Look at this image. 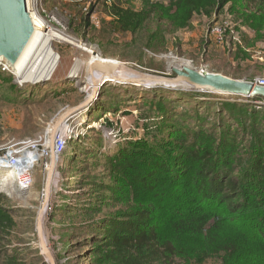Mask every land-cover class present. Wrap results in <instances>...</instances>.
Returning a JSON list of instances; mask_svg holds the SVG:
<instances>
[{
	"label": "trees",
	"instance_id": "trees-1",
	"mask_svg": "<svg viewBox=\"0 0 264 264\" xmlns=\"http://www.w3.org/2000/svg\"><path fill=\"white\" fill-rule=\"evenodd\" d=\"M229 3L232 12L247 19L259 36L263 34L264 0L147 2L142 12H120L124 32L132 34L122 55L136 48L145 53L166 47L161 34L165 29L187 28L202 10L218 14ZM154 25L162 26L156 31ZM110 86L102 87L90 116L104 104V94L112 93ZM116 87L123 88L116 92L119 102L130 98L145 102L159 120L152 139L127 141L114 151L108 162L113 179L91 184L89 205H65V210L77 209L66 214L75 217H95L100 205L117 208L81 226V231L94 233H78L87 236L79 244L85 246L84 257L89 256L91 264H203L209 259H220V264H264L263 105L208 100L202 96H226L196 90L142 89L120 83L111 88ZM183 100L189 102L187 108ZM109 107L116 111L118 104ZM180 107L183 112H176ZM7 202L0 194V264L42 261L38 252L28 259L19 248L9 249L6 236L18 222Z\"/></svg>",
	"mask_w": 264,
	"mask_h": 264
},
{
	"label": "rangeland",
	"instance_id": "rangeland-1",
	"mask_svg": "<svg viewBox=\"0 0 264 264\" xmlns=\"http://www.w3.org/2000/svg\"><path fill=\"white\" fill-rule=\"evenodd\" d=\"M147 2L169 5L170 0H31L36 16L52 32V47L58 57L52 79L38 84L23 83L5 62H0V154L27 149L38 155L29 172L0 173V194L7 197V206L15 210L18 222V227L6 237L11 244L9 249L19 248L28 259L40 253L43 260L36 259L34 264H49L41 251L38 233L42 211L44 235L56 263L91 264L89 256L84 257L85 246L79 244L94 233L81 231V226L117 208L100 205L95 217H75L66 214L77 209L68 211L65 205L78 208L89 205L91 184H107L113 179L109 158L114 151L127 141L152 139L155 135L159 118L155 112L149 113V104L134 98L119 102L116 92L123 88L116 87L114 91L111 87L117 83L108 81L104 84H111L108 90L112 93L104 94V104L93 117L88 111L94 103L68 118L59 128L63 130L57 132L55 141L59 136L67 140L62 152L54 150L53 161V128L67 111L79 106L93 92V85L87 79L88 66L93 60H115L132 72L175 76L174 68L188 67L237 80L264 79V29L259 36L258 29L247 19L231 11L230 3L218 14L209 15L202 10L194 15L187 28L165 29L161 34L166 47L157 46L156 51L145 49V53L136 48L128 50L123 57L122 51L132 34L124 32L120 12H142ZM131 25L125 23L126 27ZM161 26L154 25L156 31ZM216 27L222 29L221 36L213 31ZM140 58L143 60L139 61ZM75 68L78 76L68 78ZM130 90L137 91L134 87ZM212 94L226 97L202 98L264 107V100L250 99L253 97ZM182 103L185 108L189 106L186 100ZM116 104V111L111 110L109 105ZM183 107L176 112H183ZM76 143L77 149H73ZM81 180L84 181L80 183ZM72 227L76 228L71 230ZM220 263V259H209L203 264Z\"/></svg>",
	"mask_w": 264,
	"mask_h": 264
},
{
	"label": "water",
	"instance_id": "water-1",
	"mask_svg": "<svg viewBox=\"0 0 264 264\" xmlns=\"http://www.w3.org/2000/svg\"><path fill=\"white\" fill-rule=\"evenodd\" d=\"M29 1L31 2V0H0V62L4 61L12 69H17L32 54L40 33L46 30L45 25L31 12ZM30 5L33 8V4ZM173 72L175 76L132 72L115 60H93L88 66L87 73V79L88 81L90 79L89 82L93 85V92L79 106L67 111L53 128L51 136L53 161L55 138L57 132L61 131L60 122L63 118L67 120L92 103L98 97L104 83L108 81L116 80L118 83H131L152 88L191 89L248 98L264 97V86L252 81L237 80L218 73L200 72L188 67L174 68ZM42 219L40 212L38 233L41 251L49 264H57L47 244Z\"/></svg>",
	"mask_w": 264,
	"mask_h": 264
},
{
	"label": "bare ground",
	"instance_id": "bare-ground-1",
	"mask_svg": "<svg viewBox=\"0 0 264 264\" xmlns=\"http://www.w3.org/2000/svg\"><path fill=\"white\" fill-rule=\"evenodd\" d=\"M30 4L31 3L29 1V6L31 8V12L36 16L35 11L32 8V5H30ZM36 18L39 21H41L43 25H45L44 22L39 17L36 16ZM45 27H46V25H45ZM47 30L48 29L46 27V30L40 33L39 39L36 42V45L34 47L32 54L30 56H28L24 60V62L21 65H19V67L17 69L11 68L13 73L16 75V77L21 79V81L23 83H30V82L33 84L43 83L47 80H51L54 73H55L54 68L56 66L58 57H57V54L55 53V51L52 47V40H53L52 39V32L49 30L47 31ZM95 60H97V59H95ZM7 67L9 70H11L9 66H7ZM77 73H78L77 68L72 69L68 73L67 77L68 78H75L78 76ZM89 81H90V79H89ZM112 83H118V82L116 80H113ZM136 86H141V85H136ZM92 103H90L89 105L91 106ZM88 106H86L84 108V110ZM65 122H66V120L63 118V121L60 122L59 128L61 126H63V124ZM51 142H52V140H51ZM52 145H53V142H52ZM22 151H25V153L15 154V155H17L15 157V158H17V161L14 164H11V161H10L11 156L14 155V152L8 151L6 153H3L2 155H0V165L4 164V168H8V169H14V170L21 169L23 166H25L24 164L27 161H32L31 158L34 156V152L31 150L26 149V150H22ZM1 171H3V169L0 168V173H2ZM43 212L44 211L41 212L42 213L41 217L43 216Z\"/></svg>",
	"mask_w": 264,
	"mask_h": 264
},
{
	"label": "built area",
	"instance_id": "built-area-1",
	"mask_svg": "<svg viewBox=\"0 0 264 264\" xmlns=\"http://www.w3.org/2000/svg\"><path fill=\"white\" fill-rule=\"evenodd\" d=\"M213 31L218 35V36H221L222 35V29L220 28V27H216V28H214L213 29ZM255 83H257V84H259V85H261V86H264V79H262V80H257V81H255ZM66 140L67 139H65V141L61 138V136H59L58 137V139H57V141H56V144H55V150H56V152L57 153H59V152H62L63 150L61 149V147H64V145L63 144H65L66 143ZM14 152V155L13 156H11V164H14L16 161H17V158H15L17 155H15V154H19V153H25V151H19V152H16V151H13ZM0 155H2V154H0ZM7 156V155H6ZM37 156L38 155H36V152H34V156L31 158V160L32 161H27L24 165L25 166H23L21 169H18V170H14V169H8V168H4V164L3 165H0V168L1 169H3V172L5 171V172H21V171H23L24 173H26V172H29V170H30V166H31V164H34L37 160H38V158H37ZM31 163V164H30ZM29 165V166H28ZM22 188L23 189H25V186H23L22 185Z\"/></svg>",
	"mask_w": 264,
	"mask_h": 264
}]
</instances>
